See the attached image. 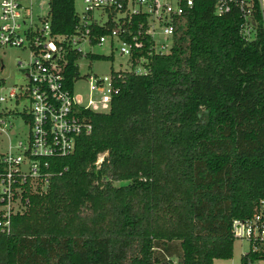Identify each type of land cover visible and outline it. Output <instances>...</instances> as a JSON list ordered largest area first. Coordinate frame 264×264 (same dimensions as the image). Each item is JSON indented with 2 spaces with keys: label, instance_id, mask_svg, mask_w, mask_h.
<instances>
[{
  "label": "trees",
  "instance_id": "16d2710c",
  "mask_svg": "<svg viewBox=\"0 0 264 264\" xmlns=\"http://www.w3.org/2000/svg\"><path fill=\"white\" fill-rule=\"evenodd\" d=\"M48 18L53 33H73L74 0H49ZM255 19L247 39L235 11L217 15L214 0H195L172 51L116 78L110 110L84 112L92 131L49 159L47 190L0 232V264L231 258L232 221L264 197V27Z\"/></svg>",
  "mask_w": 264,
  "mask_h": 264
},
{
  "label": "built area",
  "instance_id": "2783aa9c",
  "mask_svg": "<svg viewBox=\"0 0 264 264\" xmlns=\"http://www.w3.org/2000/svg\"><path fill=\"white\" fill-rule=\"evenodd\" d=\"M82 14L76 12L74 32H52L48 10L41 17V25L31 19V7L22 0H0V47L29 50V60L20 67L27 79L25 85L10 87L7 94L0 92V103L15 99L29 102L23 113L28 123L25 141L19 140L15 151L9 143L7 151L0 150V232L11 231L12 217L29 206L30 196L44 193L53 173L49 159L65 156L75 149L77 137L89 134L92 123L86 120V111L106 113L112 96L119 87L116 78L125 71L137 74L147 72L154 56L172 51L179 26L195 0H82ZM235 11L242 17L240 32L251 39L257 32L258 12L264 27V0H214V13L223 15ZM98 30L103 33L98 34ZM115 43L125 62H119L109 73L80 75L79 61L88 55H100L98 61H114L109 55L82 50L83 44L101 46ZM75 69L68 78L70 58ZM97 60V59H96ZM3 69V65H0ZM84 78L86 91L77 93L75 85ZM0 79V91L4 89ZM11 126L6 125L0 111V146L9 138ZM103 158L99 154L98 165ZM233 238L247 241L250 250L247 264H264V197L252 214L235 218L231 224ZM244 253V254H246ZM254 254L256 257L251 258Z\"/></svg>",
  "mask_w": 264,
  "mask_h": 264
},
{
  "label": "rangeland",
  "instance_id": "374dc122",
  "mask_svg": "<svg viewBox=\"0 0 264 264\" xmlns=\"http://www.w3.org/2000/svg\"><path fill=\"white\" fill-rule=\"evenodd\" d=\"M48 1L22 0L24 5L31 7V19L36 25H41V17H44L48 10ZM74 8L79 15L82 14L84 9L82 0H74ZM117 46L118 43L116 42L112 48L109 40L101 46L83 44L81 47L84 52L104 55H109L111 52H114V61H98L96 59L91 60L87 57L83 58L79 61L80 75H90L93 73L103 75L109 73L112 68H116L119 62H125L126 57L119 55ZM29 57V50L9 46L0 47V65H3V69H0V79L4 81L5 86L0 91L1 93L7 94L10 87H19L26 84L27 79L24 76V70L20 67L19 62L24 65L29 60ZM86 87L87 82L83 78L75 85V91L77 93H83L86 91ZM28 107L29 102L26 100H19L17 102L15 99H11L0 103V111H3L5 123L11 126L9 138H5L4 142L1 143V151H7L9 143L12 144L15 151L18 141H25L29 127L24 119L23 113ZM249 250L250 244L247 241L235 238L232 257L229 259H214L213 264H241V256ZM251 264H256V262Z\"/></svg>",
  "mask_w": 264,
  "mask_h": 264
}]
</instances>
